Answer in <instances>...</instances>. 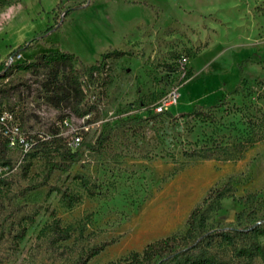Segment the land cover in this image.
<instances>
[{"label": "rangeland", "instance_id": "1", "mask_svg": "<svg viewBox=\"0 0 264 264\" xmlns=\"http://www.w3.org/2000/svg\"><path fill=\"white\" fill-rule=\"evenodd\" d=\"M112 50L127 54L106 59L103 94L82 117L43 98L44 69L0 78L11 82L0 92V264H74L103 242L86 264H145L129 255L182 233L190 210L225 185L214 223H235L240 211L246 222L264 221V67L235 68L247 55L264 61V0L0 8V69L12 52L11 64L65 51L91 66ZM174 91L176 103L157 111ZM54 133L59 140L42 143ZM74 136L83 143L70 146ZM68 147H79V160L46 177Z\"/></svg>", "mask_w": 264, "mask_h": 264}, {"label": "trees", "instance_id": "2", "mask_svg": "<svg viewBox=\"0 0 264 264\" xmlns=\"http://www.w3.org/2000/svg\"><path fill=\"white\" fill-rule=\"evenodd\" d=\"M9 3L10 0H0V8ZM72 9H67L64 15ZM13 54L14 52L9 55ZM125 54L127 53L119 50L106 51L95 65L86 66L72 53H41L32 61L12 65L4 63L0 69V78L8 76L13 70H29L32 74H37L40 69H44L45 78L38 83L43 98L56 108H68L70 114L82 117L97 107L103 94L106 84V59L118 58ZM247 63H258L264 67V61H255L247 55L235 64L238 75ZM10 83H1L0 92L4 91L2 86ZM20 83L23 89L31 88L27 80ZM10 87L17 88L16 85ZM215 103L221 105L223 102ZM192 112L193 110L182 112V115ZM166 113L172 115L168 111ZM59 139L54 133L51 137L43 139L42 143L51 145ZM105 139L106 136L97 137L90 148L101 147ZM80 155L79 147L76 150L65 148L59 160L48 162L46 177L56 169L67 170L71 163L79 160ZM227 191V185L210 189L200 203L190 210L186 228L182 233L147 243L141 251H134L129 255L131 261L139 259L145 264H251L255 258H259L264 264V245L257 240L259 236H264V221L246 222L242 219L243 211L237 213L235 223L219 225L212 220L210 212L220 209V200L229 195ZM3 234V229L0 228V241ZM107 244L103 242L91 247L85 256L80 257L74 264H86ZM218 248L222 250L221 253L217 252Z\"/></svg>", "mask_w": 264, "mask_h": 264}, {"label": "built area", "instance_id": "3", "mask_svg": "<svg viewBox=\"0 0 264 264\" xmlns=\"http://www.w3.org/2000/svg\"><path fill=\"white\" fill-rule=\"evenodd\" d=\"M12 55H9V57L4 61V63H6L7 65H12L11 64V60H12V57H11ZM15 64V63H14ZM177 98H178V93L177 92H172V94L170 95V97L168 98V100L164 103V105L163 106H158L157 108H156V110L157 111H161L162 109H164V108H167L168 107V105H171V104H174V103H176V100H177ZM9 115V117L11 118V115L12 114H8ZM20 142L23 144V142H24V139H20ZM79 143H80V138L78 137V136H74L73 138H72V140L69 142V145L70 146H74V145H79ZM25 144V143H24Z\"/></svg>", "mask_w": 264, "mask_h": 264}]
</instances>
